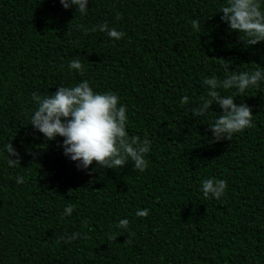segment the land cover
<instances>
[{
    "label": "trees",
    "instance_id": "trees-1",
    "mask_svg": "<svg viewBox=\"0 0 264 264\" xmlns=\"http://www.w3.org/2000/svg\"><path fill=\"white\" fill-rule=\"evenodd\" d=\"M223 3L89 0L81 15L59 0H0V264H264V82L236 97L255 126L230 141H212L218 105L193 117L180 103L184 95L200 103L204 77L225 78L222 58L237 72L264 67V42H240L217 13ZM105 21L124 38L78 27ZM74 58L83 74L68 68ZM83 80L117 93L129 134L152 141L144 172L128 162L89 175L63 155L62 137L45 141L28 125L33 92ZM10 142L21 156L15 168L5 158ZM207 178L226 180L219 200L204 198ZM69 203L77 207L65 216ZM145 208L147 217L136 216ZM125 218L126 233L115 227ZM74 232L90 238L61 239Z\"/></svg>",
    "mask_w": 264,
    "mask_h": 264
},
{
    "label": "clouds",
    "instance_id": "clouds-1",
    "mask_svg": "<svg viewBox=\"0 0 264 264\" xmlns=\"http://www.w3.org/2000/svg\"><path fill=\"white\" fill-rule=\"evenodd\" d=\"M64 9L76 6V12L81 15L87 13L89 0H59ZM217 13H222L220 19L226 23L230 31L239 34V41L249 46L264 42V0H224ZM117 19L120 16L117 15ZM197 33L201 30L200 21H190ZM85 33L95 32L97 28L106 32L108 37L118 41L126 33L110 27L108 22L94 26L91 29L79 25ZM220 67L226 73L225 78L219 79L216 75L204 77L202 83L206 87V96L201 98L199 104L190 103L187 95L181 97L180 103L186 112L193 117L204 116L210 112L213 104L219 106L222 112L210 122L212 141L221 139L231 140L234 134L255 126L252 108L243 100L236 103V97H244L246 91L259 88L264 82V67L260 64L254 69L233 71L231 60L224 58L219 61ZM70 70L83 74L84 65L79 59H72L68 64ZM232 94L223 95L222 92ZM31 99L35 102V110L30 116V123L34 130L43 134L45 141L62 137L58 147L63 149V155L76 163L78 170H85L89 175L99 169H122L126 163L131 162L132 167L139 172L148 168L146 154L151 151L152 141L147 135L141 139L138 135H130L127 131V106L121 103L120 96L112 91L98 92L93 89L88 80H83L74 86H58L51 95L32 93ZM194 105L193 107H185ZM215 112V111H212ZM7 153L6 161L10 168L21 165L19 151L12 143L4 145ZM29 154L33 161H37L40 151H31ZM95 162L96 167L90 168ZM16 183L24 184L23 176L15 177ZM201 191L204 198L219 200L227 189L224 179L207 178L201 182ZM75 204L69 203L64 209V215L70 216L76 209ZM149 210L138 209L136 216L144 218ZM128 219H121L116 229L129 230ZM85 226H87L85 222ZM123 234V233H121ZM120 234V235H121ZM118 236V235H117ZM117 236L110 237L116 239ZM90 238L87 233L74 232L71 236L62 237L65 243L77 239ZM124 242L130 243V238Z\"/></svg>",
    "mask_w": 264,
    "mask_h": 264
}]
</instances>
